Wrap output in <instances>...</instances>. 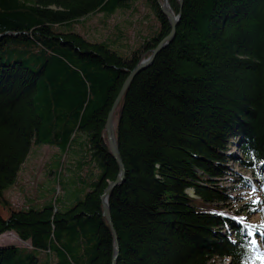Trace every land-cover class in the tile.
Segmentation results:
<instances>
[{
  "label": "trees",
  "instance_id": "16d2710c",
  "mask_svg": "<svg viewBox=\"0 0 264 264\" xmlns=\"http://www.w3.org/2000/svg\"><path fill=\"white\" fill-rule=\"evenodd\" d=\"M135 1L0 0V234L31 244L0 246V264H112L116 240L101 196L120 168L108 114L130 71L172 26L152 0L159 30L123 56L112 46L125 37L91 41L72 25ZM169 3L181 14L176 34L114 115L126 169L108 197L117 264H264L249 234L257 227L243 216L253 204H234L224 181L237 161L264 192V0ZM33 143L91 155L99 173L78 176L90 188L83 198L63 210L58 196L13 207L6 193Z\"/></svg>",
  "mask_w": 264,
  "mask_h": 264
},
{
  "label": "rangeland",
  "instance_id": "374dc122",
  "mask_svg": "<svg viewBox=\"0 0 264 264\" xmlns=\"http://www.w3.org/2000/svg\"><path fill=\"white\" fill-rule=\"evenodd\" d=\"M159 26L152 0H137L129 9H119L111 15L103 12L95 13L81 23H74L72 28L91 41H107L118 35L125 37L123 42L117 43L115 47L112 46L125 56L130 47H139L146 38L159 30ZM78 137L81 139L80 135ZM230 152L239 155L240 148L234 144ZM90 159L91 155L87 151L66 153L61 147L33 143L18 175L17 183L7 191L6 198L15 208H26L30 205L45 203L51 199V196H58L61 201V210L70 207L90 190L88 183L81 185L77 182L78 176L83 175L87 179L86 170L91 167L93 173L89 172V176L92 175L91 177L94 178L99 173ZM79 161H83L82 167ZM67 164H71L70 168ZM227 165L231 174L224 181L230 186V193L236 198L234 204L241 205L248 202L253 204V212L246 211L243 216L257 227L249 234L253 246L264 252V202L260 203L263 198L262 193L248 188L242 181L243 178H248L255 182V175L237 161L230 160ZM65 179L68 180V185ZM190 192L193 193L192 190ZM1 212L7 215L4 208ZM12 233L14 235L9 232L0 234V246L15 244L29 248L31 245L29 241H23L15 232L12 231ZM33 252L40 258L44 257L40 250H33Z\"/></svg>",
  "mask_w": 264,
  "mask_h": 264
},
{
  "label": "water",
  "instance_id": "95a60500",
  "mask_svg": "<svg viewBox=\"0 0 264 264\" xmlns=\"http://www.w3.org/2000/svg\"><path fill=\"white\" fill-rule=\"evenodd\" d=\"M159 6L161 8V11L169 18L170 22H171V26H172V30L171 32L164 37L159 44L157 45V47L153 50V52L151 53L150 56H148L147 58H145L144 60H142L139 64H137L128 74V76L126 77L121 90L117 96V98L114 101V104L108 114V118H107V122H106V132L108 135V141H109V145L112 151V154L114 156V158L116 159V161L119 164V168H120V173L117 176V178L114 181H111L108 185V187L105 189V191L103 192L102 196H101V200L104 206V216L107 218L110 227L112 229L113 232V236L116 240V245H115V254L112 260V264H117V258H118V253L120 251V247H119V242H118V234L116 232V229L114 227V223H113V219H112V215L110 212V208H109V204H108V197L111 193V191L118 186L119 184H121L124 180H125V175H126V169H125V165L124 162L121 158L120 155V151H119V147L116 141V136H115V125H114V115L115 112L121 102V99L123 98L125 92L127 91L129 85L131 84V82L134 80V78L136 77V75L138 73H140L142 70L148 68L155 60L156 55L160 52L161 49H163L168 43H170V41L174 38L175 34H176V27L177 24L180 20V16L181 14H175L174 11H170L165 7L166 3H169V0H158ZM181 5L183 4V0H180Z\"/></svg>",
  "mask_w": 264,
  "mask_h": 264
},
{
  "label": "bare ground",
  "instance_id": "6f19581e",
  "mask_svg": "<svg viewBox=\"0 0 264 264\" xmlns=\"http://www.w3.org/2000/svg\"><path fill=\"white\" fill-rule=\"evenodd\" d=\"M165 7L168 9V10H172V8H171V5H170V3H166L165 4ZM173 11V10H172ZM9 233H11V234H13L14 235V233H12V232H9ZM16 235V234H15Z\"/></svg>",
  "mask_w": 264,
  "mask_h": 264
}]
</instances>
